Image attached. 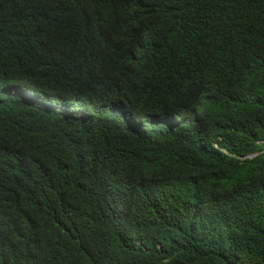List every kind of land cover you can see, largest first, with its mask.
Returning <instances> with one entry per match:
<instances>
[{
	"label": "trees",
	"instance_id": "16d2710c",
	"mask_svg": "<svg viewBox=\"0 0 264 264\" xmlns=\"http://www.w3.org/2000/svg\"><path fill=\"white\" fill-rule=\"evenodd\" d=\"M2 88L0 264H264V0H0Z\"/></svg>",
	"mask_w": 264,
	"mask_h": 264
},
{
	"label": "rangeland",
	"instance_id": "374dc122",
	"mask_svg": "<svg viewBox=\"0 0 264 264\" xmlns=\"http://www.w3.org/2000/svg\"><path fill=\"white\" fill-rule=\"evenodd\" d=\"M25 101H33V102H36V103H39L41 102L43 99L41 96H37V95H34V94H31V93H27L26 94V97L24 98ZM50 108L52 109H55L57 112L59 113H63L62 111V106L60 105H56L55 103L49 105ZM70 111L73 112V108H70Z\"/></svg>",
	"mask_w": 264,
	"mask_h": 264
},
{
	"label": "clouds",
	"instance_id": "9594fccd",
	"mask_svg": "<svg viewBox=\"0 0 264 264\" xmlns=\"http://www.w3.org/2000/svg\"><path fill=\"white\" fill-rule=\"evenodd\" d=\"M10 89V91H12V94H16L17 92H16V90H14V89H11V88H9ZM0 91L1 92H4V89L2 88V89H0ZM18 94L19 95H21L23 98H25L26 97V94L27 93H29V92H25L24 90H18ZM32 94V93H31ZM35 95V94H34ZM37 96H39V95H37ZM42 97V99H44V96H41ZM66 111H68L69 110V108H64ZM69 112V111H68ZM259 143H264V141H260ZM216 147V146H215ZM260 152H263V151H260ZM257 155V153H254V154H252V155H249V156H247V158H252V157H254V156H256Z\"/></svg>",
	"mask_w": 264,
	"mask_h": 264
}]
</instances>
